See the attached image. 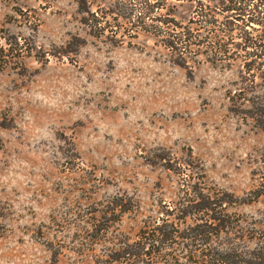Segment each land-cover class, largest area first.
Wrapping results in <instances>:
<instances>
[{"label": "rangeland", "instance_id": "obj_1", "mask_svg": "<svg viewBox=\"0 0 264 264\" xmlns=\"http://www.w3.org/2000/svg\"><path fill=\"white\" fill-rule=\"evenodd\" d=\"M89 3L100 18L111 9L100 35L75 0H0V35L25 48L22 58L0 61V264H51L47 241L64 244L59 264H92L71 249L78 212L90 197L126 194L141 213L116 226L133 233L178 187L145 161L160 147L177 156L191 149L208 179L236 195L253 183L264 136L227 111L236 70L178 66L152 34L115 26L116 0ZM193 6L183 2L176 15L186 20ZM238 211L257 216L264 199Z\"/></svg>", "mask_w": 264, "mask_h": 264}, {"label": "trees", "instance_id": "obj_2", "mask_svg": "<svg viewBox=\"0 0 264 264\" xmlns=\"http://www.w3.org/2000/svg\"><path fill=\"white\" fill-rule=\"evenodd\" d=\"M75 1L85 26L104 33V16L111 9L100 11V18L89 0ZM183 2L194 4L186 20L176 15ZM112 7L117 28L123 21L129 36L133 28L152 34L178 66L209 63L234 68L227 111L264 136V0H116ZM109 31L114 39L119 34ZM0 44L9 47L5 52L0 45L2 63L9 62L8 57H23L18 36L0 35ZM81 44H74L73 50ZM27 52L30 55L31 49ZM145 161L176 176L173 198H159L156 208L140 216L130 233L116 224L124 214L141 213L139 200L118 193L90 197L73 224V251L89 257L92 264H264V212L255 216L238 211L239 206L264 199V141L250 171L253 183L243 195L211 182L191 149L177 156L160 147ZM89 182L95 188L102 184L95 174ZM46 246L51 264H59L64 244L47 241Z\"/></svg>", "mask_w": 264, "mask_h": 264}]
</instances>
